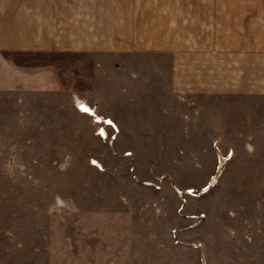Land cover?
Returning <instances> with one entry per match:
<instances>
[{"label":"rangeland","instance_id":"obj_1","mask_svg":"<svg viewBox=\"0 0 264 264\" xmlns=\"http://www.w3.org/2000/svg\"><path fill=\"white\" fill-rule=\"evenodd\" d=\"M151 63L67 56L69 107L87 108L92 123L69 109L67 153L56 150L60 142L0 153V264H193L202 261L192 247L205 242L211 214H242L239 229L264 233V136L219 153L175 124L172 96L153 91L145 109L143 95L134 109L109 103L111 86ZM146 80L156 81L134 79L137 87Z\"/></svg>","mask_w":264,"mask_h":264},{"label":"crops","instance_id":"obj_2","mask_svg":"<svg viewBox=\"0 0 264 264\" xmlns=\"http://www.w3.org/2000/svg\"><path fill=\"white\" fill-rule=\"evenodd\" d=\"M68 55L152 62L111 86L109 103L134 109L143 95L145 109L153 91L172 96L175 124L219 153L264 136V0H0V153H36L51 142L67 153L69 109L91 122L83 107H69ZM144 73L156 81L137 87ZM83 93L76 102L92 110ZM243 219L206 216L205 242L192 247L202 261L193 264H264V233L239 229Z\"/></svg>","mask_w":264,"mask_h":264},{"label":"built area","instance_id":"obj_3","mask_svg":"<svg viewBox=\"0 0 264 264\" xmlns=\"http://www.w3.org/2000/svg\"><path fill=\"white\" fill-rule=\"evenodd\" d=\"M100 134H101L102 136H104V137L107 136V133L105 132V129H101V130H100Z\"/></svg>","mask_w":264,"mask_h":264},{"label":"snow or ice","instance_id":"obj_4","mask_svg":"<svg viewBox=\"0 0 264 264\" xmlns=\"http://www.w3.org/2000/svg\"><path fill=\"white\" fill-rule=\"evenodd\" d=\"M82 110H83V111H85V112H87V111H88V109H87V108H82Z\"/></svg>","mask_w":264,"mask_h":264}]
</instances>
